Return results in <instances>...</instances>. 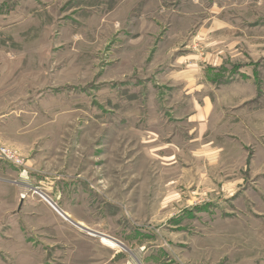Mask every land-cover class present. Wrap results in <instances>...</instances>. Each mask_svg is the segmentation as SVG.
Masks as SVG:
<instances>
[{
  "label": "rangeland",
  "instance_id": "1",
  "mask_svg": "<svg viewBox=\"0 0 264 264\" xmlns=\"http://www.w3.org/2000/svg\"><path fill=\"white\" fill-rule=\"evenodd\" d=\"M129 263L264 264V0H0V264Z\"/></svg>",
  "mask_w": 264,
  "mask_h": 264
},
{
  "label": "built area",
  "instance_id": "2",
  "mask_svg": "<svg viewBox=\"0 0 264 264\" xmlns=\"http://www.w3.org/2000/svg\"><path fill=\"white\" fill-rule=\"evenodd\" d=\"M1 155H2L3 157H5V158H6L7 160H9V161L19 163V161H18L17 159H15L14 156H13L10 152H8V151H6V150H2V151H1ZM45 200H46V201H47V202H48L53 208H55L56 210H59L58 207H57V205H56L51 199L45 197Z\"/></svg>",
  "mask_w": 264,
  "mask_h": 264
},
{
  "label": "water",
  "instance_id": "3",
  "mask_svg": "<svg viewBox=\"0 0 264 264\" xmlns=\"http://www.w3.org/2000/svg\"><path fill=\"white\" fill-rule=\"evenodd\" d=\"M62 214L61 215H63V216H65V217H67L62 211H60ZM68 218V217H67ZM78 227H80V228H83L82 226H80L79 224H76ZM83 229H85V228H83ZM85 230H88V229H85ZM89 232H91L94 236H98V237H100V238H103V237H106V238H110V237H108V236H106V235H103V234H101V233H97V232H94V231H90L89 230ZM112 240H114L119 246H122V243H120L119 241H117V240H115V239H113V238H111Z\"/></svg>",
  "mask_w": 264,
  "mask_h": 264
},
{
  "label": "bare ground",
  "instance_id": "4",
  "mask_svg": "<svg viewBox=\"0 0 264 264\" xmlns=\"http://www.w3.org/2000/svg\"><path fill=\"white\" fill-rule=\"evenodd\" d=\"M44 194V193H43ZM46 196V195H45ZM48 196V195H47ZM60 212V211H59ZM61 213V212H60ZM62 214V213H61ZM102 243L103 244H107V245H110L112 247H119V245L114 241L112 240L111 238H106V237H103V240H102Z\"/></svg>",
  "mask_w": 264,
  "mask_h": 264
},
{
  "label": "crops",
  "instance_id": "5",
  "mask_svg": "<svg viewBox=\"0 0 264 264\" xmlns=\"http://www.w3.org/2000/svg\"><path fill=\"white\" fill-rule=\"evenodd\" d=\"M65 215L67 214L66 212H63ZM78 224H80V225H83V222H78ZM90 231H94V232H97V233H100V231H97V230H93V229H90ZM101 234H103V233H101ZM104 235V234H103ZM110 237V236H109ZM120 247V246H119ZM121 248V247H120ZM120 255V252L119 251H117L116 253H113V254H111V256H110V262L111 261H114L118 256ZM130 264V263H129Z\"/></svg>",
  "mask_w": 264,
  "mask_h": 264
}]
</instances>
